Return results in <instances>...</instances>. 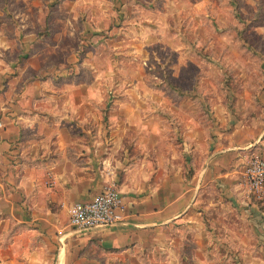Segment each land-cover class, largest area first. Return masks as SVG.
I'll return each mask as SVG.
<instances>
[{"label": "rangeland", "instance_id": "rangeland-1", "mask_svg": "<svg viewBox=\"0 0 264 264\" xmlns=\"http://www.w3.org/2000/svg\"><path fill=\"white\" fill-rule=\"evenodd\" d=\"M36 88L56 128L140 166L139 193L160 186L168 202L174 168L195 188L218 133L264 112V0H0V127L43 111ZM191 193L108 264H264L253 215L216 181Z\"/></svg>", "mask_w": 264, "mask_h": 264}, {"label": "crops", "instance_id": "crops-1", "mask_svg": "<svg viewBox=\"0 0 264 264\" xmlns=\"http://www.w3.org/2000/svg\"><path fill=\"white\" fill-rule=\"evenodd\" d=\"M33 93L30 102L34 107L39 103L43 111L25 117L19 108L20 127L11 126L12 121L0 127V264H108L109 256L129 254L151 232L182 216L194 203L195 193L190 192L207 181H216L235 206L253 215L264 234V200L241 179L247 158L254 153L264 156V112L218 133L205 167L189 182L197 178L195 188L183 192L182 174L174 168L173 200L157 204L156 199L170 191L158 186L139 193L143 187L133 178L140 166L121 170L122 158L102 157L97 142L88 144L85 136H75L68 127L56 128L49 95L40 100L45 93L37 88ZM173 157L180 155L174 152ZM111 184L124 197L122 220L108 227L74 229L69 223L71 206L91 200Z\"/></svg>", "mask_w": 264, "mask_h": 264}, {"label": "built area", "instance_id": "built-area-1", "mask_svg": "<svg viewBox=\"0 0 264 264\" xmlns=\"http://www.w3.org/2000/svg\"><path fill=\"white\" fill-rule=\"evenodd\" d=\"M242 174L250 192L264 200V156L250 155ZM125 206L120 190L114 184L107 185L91 200L73 204L69 210V223L77 230L112 226L122 220Z\"/></svg>", "mask_w": 264, "mask_h": 264}]
</instances>
